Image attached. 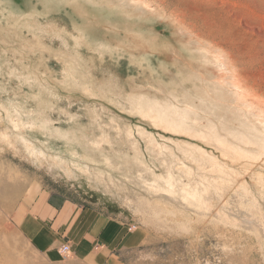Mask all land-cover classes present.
Here are the masks:
<instances>
[{
	"label": "rangeland",
	"instance_id": "374dc122",
	"mask_svg": "<svg viewBox=\"0 0 264 264\" xmlns=\"http://www.w3.org/2000/svg\"><path fill=\"white\" fill-rule=\"evenodd\" d=\"M227 82L239 113L219 136L204 115L190 113L201 130L173 118L192 100L221 104L213 92ZM142 99L170 117L139 110ZM24 140L77 175L36 164ZM97 147L104 163L85 157ZM105 158L157 175L164 164L208 201L174 194L179 205L130 211L76 169L139 176ZM0 197V264H81L86 210L145 239L122 256L133 264H264V0H0ZM65 244L71 256L56 259Z\"/></svg>",
	"mask_w": 264,
	"mask_h": 264
},
{
	"label": "bare ground",
	"instance_id": "6f19581e",
	"mask_svg": "<svg viewBox=\"0 0 264 264\" xmlns=\"http://www.w3.org/2000/svg\"><path fill=\"white\" fill-rule=\"evenodd\" d=\"M123 1H126V0H123ZM197 50H200V49H197ZM202 57H204V56H202ZM214 62L212 61L211 63L215 66ZM221 67L223 68V66H221ZM226 84H227L226 87L223 89L221 86L218 87L219 93L216 91L213 92L214 96L218 100H221V104H219L220 102H216V101L211 102L209 100H202L201 99V103L198 105V107H195V101L192 100L189 103L191 106V109H189V110L181 111L177 108H174V110L171 112V114L174 116L173 118H175V119L178 118L179 120L182 119V121L187 123V125L192 127L193 129L201 130V128H196L195 122H191L192 118L190 116V113H192L194 115L195 119L198 118V116L204 115L205 118L207 119L208 126L211 127L210 129L212 131L214 130L215 133L218 134V136H219V133H217L218 132L217 129L220 128V127L218 128L219 123H222L223 121H228V120H232L234 118H237L236 115L239 113V107H237L233 104V100L236 98V97L232 96L233 85L229 82H227ZM227 92L230 93V95L227 96V98H225L222 93H227ZM184 97L186 99H188L190 96L188 94H186ZM172 99H174V98H172ZM140 101H141V105H140L141 107H139V108L136 107L139 110H141V108H144V109L147 108L150 110V112H152L153 110H155V112H156V110H159L158 112H156L157 113L156 115H157V118H159L161 120L168 119L170 117L169 115L168 116L165 115L166 113L158 108L156 101H152V103L146 99H145L146 102L143 99ZM144 109H142V110H144ZM179 113H181L182 116L179 115ZM149 116H151L153 118L152 114H150ZM173 127L174 128H179V127L183 128V126H180L178 124L173 125ZM24 141H25V142H23L24 146L29 149V152L33 158V162H35L36 164L39 163L42 165H44V163H46L48 165V168L50 171H53L56 173L62 171V172H64L65 175H67L69 177H72V176L75 177L77 170L75 171V168L71 167L69 165V162H62L59 160V157L54 156L52 154L48 155L45 151H42V150L39 152V149L33 148V144L32 145L29 144L27 142V140H24ZM89 144H91V142ZM80 145L81 144H79L78 146H80ZM81 147H83V146L81 145ZM91 147H93V146H91ZM99 148L98 149H96V148L95 149H93V148L87 149L86 148L85 149L86 159L88 161L94 162V163H96V162L104 163L100 158H104L105 156H104V153L102 151H100L102 149H99ZM161 151H164V149ZM155 153H156V151L154 152V154ZM162 153L163 152H161V154ZM109 159H112V158H109ZM109 159L105 158L106 165H108L110 168L112 167L115 170L118 169L119 167H121L123 170H126V169L132 170L138 166L137 172H138L139 176H135L132 172H128L130 174V176H128L129 181L127 180L128 182L126 181V183H125L124 180L119 179L118 184H117V182H116L117 177H115L113 179V181L110 182L111 179L109 177L112 176V173H109L107 168L105 170H103L99 166L95 167L93 165H90V166L88 165L85 167L83 165L80 166V164H79L80 168L77 167L76 169H79L81 172L86 174V177H88L90 184H92L93 187L99 188L100 190L104 191L105 193H108V195L113 200H116L117 202H119V205L125 206V208L129 207L130 211L133 210V212L138 211L139 213H142L143 211H145V207L147 206L146 204H151V202L155 201L157 198H162V199L166 200L167 202H170V203L174 202V203L178 204V202L176 201V199L174 197V194H179L180 198H182L183 201L188 199L189 203H190L189 197L193 198V200L197 199L199 202L201 199H203L204 201H208L207 200L208 199L207 194H205V193L201 194V192L199 193L198 191H196L194 189L188 190L186 188L187 186L183 187L179 183V180L175 176V174H173L172 170L169 168L168 169L164 168V166H165L164 164H161V166H163L162 168L166 170V173L163 175H157L156 173L152 172L149 168H146L144 163L139 164L140 161H137V166H134L133 164H132V166H130L131 164L128 165L126 163V161L125 162L123 161L120 164H117L115 162L116 160L112 161ZM97 165H99V164H97ZM90 168H92L94 170L91 171ZM119 171H120V169H119ZM113 177L114 176H112V178ZM156 187H158V188H156ZM139 190H141V191H139ZM158 192H159V195H158ZM3 202H5L4 197H0V203H3ZM191 205L193 206L192 203H191ZM193 207H195V206H193Z\"/></svg>",
	"mask_w": 264,
	"mask_h": 264
},
{
	"label": "crops",
	"instance_id": "0c3cea01",
	"mask_svg": "<svg viewBox=\"0 0 264 264\" xmlns=\"http://www.w3.org/2000/svg\"><path fill=\"white\" fill-rule=\"evenodd\" d=\"M108 216L106 213H93L89 210L84 211L80 218L71 216L70 220L79 218L81 222L78 228L76 226L77 231L74 229L80 240L79 245L72 247L81 264H133L130 260H123L122 256L141 252L145 239L142 240L133 229L128 231L129 224ZM54 253L56 259L63 260L57 249Z\"/></svg>",
	"mask_w": 264,
	"mask_h": 264
},
{
	"label": "built area",
	"instance_id": "2783aa9c",
	"mask_svg": "<svg viewBox=\"0 0 264 264\" xmlns=\"http://www.w3.org/2000/svg\"><path fill=\"white\" fill-rule=\"evenodd\" d=\"M59 252L61 253L63 259L67 260L71 256V247L70 245H62L61 248L59 249Z\"/></svg>",
	"mask_w": 264,
	"mask_h": 264
}]
</instances>
